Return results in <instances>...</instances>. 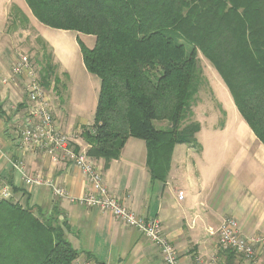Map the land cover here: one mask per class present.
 Returning <instances> with one entry per match:
<instances>
[{
  "label": "trees",
  "instance_id": "1",
  "mask_svg": "<svg viewBox=\"0 0 264 264\" xmlns=\"http://www.w3.org/2000/svg\"><path fill=\"white\" fill-rule=\"evenodd\" d=\"M24 2L39 23L94 37L91 47L77 40L86 70L100 83L91 131L82 132L89 157L110 161L129 137L139 138L152 177L164 180L176 144L198 149L200 124L187 120L205 81L198 53L264 145V0ZM10 20L29 24L16 6ZM41 60L39 73L34 69L46 90L59 82L57 65L45 50ZM58 217L0 196V264H74L78 252Z\"/></svg>",
  "mask_w": 264,
  "mask_h": 264
},
{
  "label": "crops",
  "instance_id": "2",
  "mask_svg": "<svg viewBox=\"0 0 264 264\" xmlns=\"http://www.w3.org/2000/svg\"><path fill=\"white\" fill-rule=\"evenodd\" d=\"M12 6L26 15L30 26L50 46L56 75L68 82L62 83L56 95L45 90L46 101L56 125L73 135L71 142L78 151L89 148L82 132L84 128L91 131L100 84L86 70L80 49L78 59H73L72 51L68 56L60 46L59 38H65L79 48L81 34L31 21L24 0H0V190L5 187L8 198L46 215L57 212L59 220L65 221V239L78 252L76 259H91L98 264H165L156 245L139 230L109 211L77 201L90 190L77 166L54 160L41 148H20L18 128L13 127L19 117L21 124L28 101L24 77L12 74L13 65L24 54L15 45L16 30L7 29ZM74 62L78 64L75 69L71 67ZM74 70L77 75L71 80ZM229 104L234 108L232 102ZM239 116L234 110L233 122L226 120L224 127L207 132L200 127L198 149L176 144L164 180L152 177L146 143L139 138L129 137L119 157L110 161L91 158L105 187L124 207L140 217L160 221L174 247L176 264H264V245L247 260L221 251L216 234L211 233L225 218L232 217L238 221L242 236L264 237V145ZM159 124L163 128L167 123ZM206 137H219L220 145L206 146ZM16 159L23 162L28 174L53 181L67 196L55 195L46 185H26L10 165ZM179 192L183 194L181 199Z\"/></svg>",
  "mask_w": 264,
  "mask_h": 264
},
{
  "label": "built area",
  "instance_id": "3",
  "mask_svg": "<svg viewBox=\"0 0 264 264\" xmlns=\"http://www.w3.org/2000/svg\"><path fill=\"white\" fill-rule=\"evenodd\" d=\"M12 74L24 77L27 97L26 114L17 129L20 148H41L54 160L63 159L77 166L86 177L90 190L77 201L89 207L109 211L125 224L139 230L158 248L165 264H176L174 247L166 238L160 221L156 218H143L123 206L105 187L100 171L93 164L86 151H78L72 145V136L62 132L55 123L46 101V92L40 84L33 64L26 54H21L13 65ZM26 185H46L59 197H66L63 188L56 187L53 181L45 180L40 175L26 172L23 162L16 159L10 162ZM9 191L4 187L0 196L7 198ZM183 197L182 192L178 198ZM217 245L221 251L231 252L234 256L251 260L255 257L258 246L264 245V237H244L240 233L235 218H225L216 232ZM74 264H98L91 259H76Z\"/></svg>",
  "mask_w": 264,
  "mask_h": 264
},
{
  "label": "rangeland",
  "instance_id": "4",
  "mask_svg": "<svg viewBox=\"0 0 264 264\" xmlns=\"http://www.w3.org/2000/svg\"><path fill=\"white\" fill-rule=\"evenodd\" d=\"M27 14L31 17V21L34 22L36 21L35 18H34L35 20L32 18L31 16L32 14L29 12V10H27ZM23 27H25V25L20 24L19 22H17L16 26L12 25L11 20L8 19L7 29L12 30L14 28L16 30L14 36L15 45L18 44L19 46H17V48L20 51H22V53L26 54L29 57L30 61H32L33 66L36 68V71H38L39 73L41 69V65H42L41 58L44 50L46 55H49L51 57L52 63L55 64L52 49L47 43H46L48 45L47 48L43 47L42 41L44 42V40H42L38 32L34 28H32V26H30V23L28 24L27 28H23ZM44 27L47 28L48 26L44 25ZM48 28L51 29V27ZM21 30H24V32H21ZM59 39H60V46L67 53V55L69 56L72 51V54L74 55L73 59H78L77 56L80 55L79 48L78 47L75 48L74 46H71L68 40L65 38H59ZM80 39L88 47H91L94 44V38L92 36L81 35ZM198 58H199V66L202 70L203 76L205 77V81L202 82V85L200 86L197 94L194 97L193 107H192L193 115L187 120L198 121L200 127L204 128L202 129L203 132H207V131H211L212 129H218L224 127L226 120L233 122V120L231 119L234 110L238 114V116L239 113L219 74L200 53H198ZM75 65L78 66V64L74 62L71 65V67L75 69ZM75 71L76 70H74V73L72 74L73 77L70 76L71 80L76 78L77 74ZM59 77H60L59 79L61 80L59 84L58 83L55 84L52 82L50 88L46 89V91L49 90L48 92L51 96L56 95V90H62L60 89V86H62L63 82H66L63 76H59ZM71 80H69V83ZM67 83L68 82H66L65 84ZM229 101L230 103L232 102V104L234 105L233 106L234 108H232L233 110L230 108L231 104H229ZM225 112L228 115L227 119ZM20 121H21V117L16 119V122L14 123L15 126L13 127V129H17L20 126ZM161 122L162 121L155 122L156 126L161 127L162 125L160 126L159 124ZM196 135L198 136L200 134L197 133ZM200 138H204V137H200ZM205 140L206 143L204 144L208 147H212L215 144L220 145L221 142V139L219 137L216 138L206 137Z\"/></svg>",
  "mask_w": 264,
  "mask_h": 264
}]
</instances>
